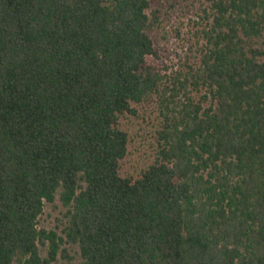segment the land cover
Returning a JSON list of instances; mask_svg holds the SVG:
<instances>
[{
  "label": "trees",
  "instance_id": "16d2710c",
  "mask_svg": "<svg viewBox=\"0 0 264 264\" xmlns=\"http://www.w3.org/2000/svg\"><path fill=\"white\" fill-rule=\"evenodd\" d=\"M199 4L174 65L150 0H0V264H264V0Z\"/></svg>",
  "mask_w": 264,
  "mask_h": 264
},
{
  "label": "rangeland",
  "instance_id": "374dc122",
  "mask_svg": "<svg viewBox=\"0 0 264 264\" xmlns=\"http://www.w3.org/2000/svg\"><path fill=\"white\" fill-rule=\"evenodd\" d=\"M150 4L153 8H160L164 17L163 28L152 33L153 39L162 59L176 65L175 53L183 55L195 27L191 18H197L194 13L199 10V0H150ZM156 122L153 115L144 120L122 119L123 127L129 133V154L122 161V171L137 173L141 167L152 161L156 145ZM54 215L50 206L45 205L40 225L50 228Z\"/></svg>",
  "mask_w": 264,
  "mask_h": 264
}]
</instances>
